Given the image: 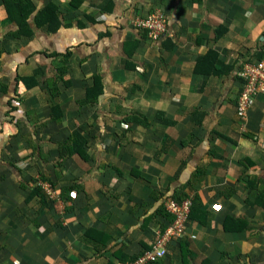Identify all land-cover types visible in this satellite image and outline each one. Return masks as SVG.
Wrapping results in <instances>:
<instances>
[{
  "label": "crops",
  "instance_id": "0c3cea01",
  "mask_svg": "<svg viewBox=\"0 0 264 264\" xmlns=\"http://www.w3.org/2000/svg\"><path fill=\"white\" fill-rule=\"evenodd\" d=\"M33 1L66 18L15 36L0 0V264L132 261L173 197L196 203L189 253L161 264H264V93L237 112L264 0ZM153 10L155 39L132 23ZM39 174L73 199L30 195Z\"/></svg>",
  "mask_w": 264,
  "mask_h": 264
},
{
  "label": "built area",
  "instance_id": "2783aa9c",
  "mask_svg": "<svg viewBox=\"0 0 264 264\" xmlns=\"http://www.w3.org/2000/svg\"><path fill=\"white\" fill-rule=\"evenodd\" d=\"M135 27L146 30L152 38H158L166 30V17L160 10L148 12L144 16H135L132 19ZM242 79L243 88L239 95L237 112L241 119H244L249 110L256 103L257 97L264 93V58L262 60L247 61L239 72ZM43 192L51 199H60L57 188L51 182L39 180ZM192 206V200L186 198L180 202L175 199H167L165 208L174 219L163 235L157 237L156 244L151 251L146 252L133 264H152L165 258L168 254L169 244L187 236L186 225L189 219V213ZM194 238V237H193Z\"/></svg>",
  "mask_w": 264,
  "mask_h": 264
},
{
  "label": "trees",
  "instance_id": "16d2710c",
  "mask_svg": "<svg viewBox=\"0 0 264 264\" xmlns=\"http://www.w3.org/2000/svg\"><path fill=\"white\" fill-rule=\"evenodd\" d=\"M2 2L5 4V7H6V10L8 13V18L10 20L14 21L17 25V29L13 32L15 34V36L24 35L26 37H30L33 35V29L30 26L29 18L35 11H36V13L34 15L35 23L38 26H42V25L46 24L48 29L50 31H53V32L59 30L61 28V26L63 25V20H64L63 16H65V18H66V13L62 10L60 5L55 1L47 2L42 8H40L38 10L36 9L37 7H36V4L34 3L33 0H2ZM82 2H83V0H73L72 5L75 7H79ZM69 24H71V22L67 23V25H69ZM79 24L81 26L83 25L82 22H80ZM220 31H218V32H220ZM217 36H219V33H217ZM212 55H215L214 51L209 52V55L202 57V58H208L209 56H212ZM256 55L258 57H260L258 60H262L264 58V47L261 48L260 52L257 51ZM209 71L214 72L215 69L209 70ZM215 72H218V71H215ZM89 95H93V94L89 92ZM73 138H74L73 139L74 143H73V146L70 148V152L73 153V152L77 151V152H79L80 155L85 157L87 154H86L85 150H83V148H82L81 141H80L81 140L80 134L78 132L73 133ZM39 180L51 182V184H53V186H56V184L53 180L48 179V177L45 176L44 174H39L36 178H34V180H33L34 188H33V191L30 195L38 194L44 199L45 197L43 195H45L46 197H47V195L43 192L41 185L38 184ZM73 187H75V186H73ZM34 191H35V193H34ZM71 191H72V187H71V190L62 192L60 194L61 200H63L64 202H67L68 200L70 201V199H73V193L75 191H72V192ZM260 196H261V199L264 200V193H262V195H260ZM181 198L177 199V197L176 198L173 197V199H175L177 202H180V201L186 199V198H182V199ZM51 200H54V199H51ZM166 200H167V198L165 199V201ZM165 201L163 203V208L158 211V214L164 216L167 219V221H166V224H165L163 231H161L159 235H163L165 233V231L167 230V228L173 222V219H174V217L167 212V210L165 208ZM195 204L196 203L193 200L191 210L189 213L188 221H190L194 217L193 212L195 211V206H196ZM187 236L180 239V240L171 242L169 244V247H168V254L165 256V258H163L162 260H159L155 263H152V264H161V262L168 257V255L170 253L171 245L173 243H177L178 246H180L182 252H185L184 254L187 255L189 253L187 251V249H185L188 246V244L185 243V240H187L186 239ZM156 241H157V238L149 246V248H146L144 251H142V253L139 256L133 258L132 261H129V262L121 261L120 263L121 264H133L136 260H138L140 257H142L146 252L151 251L153 246L156 244Z\"/></svg>",
  "mask_w": 264,
  "mask_h": 264
},
{
  "label": "snow or ice",
  "instance_id": "6c2138e0",
  "mask_svg": "<svg viewBox=\"0 0 264 264\" xmlns=\"http://www.w3.org/2000/svg\"><path fill=\"white\" fill-rule=\"evenodd\" d=\"M216 207H217V208H219V206H218V205H217Z\"/></svg>",
  "mask_w": 264,
  "mask_h": 264
},
{
  "label": "rangeland",
  "instance_id": "374dc122",
  "mask_svg": "<svg viewBox=\"0 0 264 264\" xmlns=\"http://www.w3.org/2000/svg\"><path fill=\"white\" fill-rule=\"evenodd\" d=\"M153 11H155V10H153ZM55 187V186H54Z\"/></svg>",
  "mask_w": 264,
  "mask_h": 264
},
{
  "label": "clouds",
  "instance_id": "9594fccd",
  "mask_svg": "<svg viewBox=\"0 0 264 264\" xmlns=\"http://www.w3.org/2000/svg\"><path fill=\"white\" fill-rule=\"evenodd\" d=\"M152 12V11H151ZM144 16V15H143Z\"/></svg>",
  "mask_w": 264,
  "mask_h": 264
}]
</instances>
